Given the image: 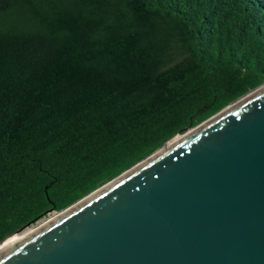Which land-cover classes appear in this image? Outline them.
I'll return each mask as SVG.
<instances>
[{
	"label": "trees",
	"instance_id": "obj_1",
	"mask_svg": "<svg viewBox=\"0 0 264 264\" xmlns=\"http://www.w3.org/2000/svg\"><path fill=\"white\" fill-rule=\"evenodd\" d=\"M262 81L264 0H0V240Z\"/></svg>",
	"mask_w": 264,
	"mask_h": 264
},
{
	"label": "water",
	"instance_id": "obj_2",
	"mask_svg": "<svg viewBox=\"0 0 264 264\" xmlns=\"http://www.w3.org/2000/svg\"><path fill=\"white\" fill-rule=\"evenodd\" d=\"M263 83L53 211L0 264H264Z\"/></svg>",
	"mask_w": 264,
	"mask_h": 264
},
{
	"label": "bare ground",
	"instance_id": "obj_3",
	"mask_svg": "<svg viewBox=\"0 0 264 264\" xmlns=\"http://www.w3.org/2000/svg\"><path fill=\"white\" fill-rule=\"evenodd\" d=\"M264 86V83L261 85ZM253 92L250 91L249 94ZM175 136V137H174ZM173 137H171L166 143L165 145H168L172 142H174L175 140H177L181 135L180 134H176ZM61 214V212H52L51 214H49L48 216L44 217L43 219L37 221L34 224H31V226H27L24 227L23 229L11 234L9 236V238H5L1 243H0V253L5 250L6 248H8L10 245H12L14 242H16L17 240H19L20 238H22L23 236H25L26 234H29L31 231L35 230L36 228H39L40 226H42L43 224H45L46 222H48L49 220H51L52 218L56 217L57 215Z\"/></svg>",
	"mask_w": 264,
	"mask_h": 264
},
{
	"label": "rangeland",
	"instance_id": "obj_4",
	"mask_svg": "<svg viewBox=\"0 0 264 264\" xmlns=\"http://www.w3.org/2000/svg\"><path fill=\"white\" fill-rule=\"evenodd\" d=\"M52 212H53V211L49 212L46 216H48V215L51 214ZM46 216H44V217H46ZM44 217H43V218H44ZM43 218H41V219H43ZM41 219H39V220H41ZM39 220H38V221H39ZM36 222H37V221H36ZM36 222H35V223H36ZM33 224H34V223H33ZM29 226H31V225H29Z\"/></svg>",
	"mask_w": 264,
	"mask_h": 264
}]
</instances>
